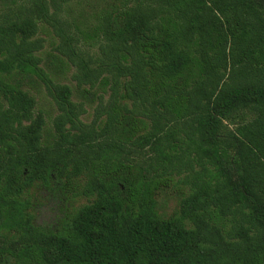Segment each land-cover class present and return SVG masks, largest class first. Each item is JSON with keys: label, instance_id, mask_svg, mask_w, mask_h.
Returning <instances> with one entry per match:
<instances>
[{"label": "trees", "instance_id": "16d2710c", "mask_svg": "<svg viewBox=\"0 0 264 264\" xmlns=\"http://www.w3.org/2000/svg\"><path fill=\"white\" fill-rule=\"evenodd\" d=\"M90 4L0 0V264H264V0Z\"/></svg>", "mask_w": 264, "mask_h": 264}, {"label": "rangeland", "instance_id": "374dc122", "mask_svg": "<svg viewBox=\"0 0 264 264\" xmlns=\"http://www.w3.org/2000/svg\"><path fill=\"white\" fill-rule=\"evenodd\" d=\"M89 7H93L98 0H90ZM41 36L45 37L43 34ZM49 42H45L44 50L49 52ZM47 59H45V64ZM45 64L43 66H45ZM46 70V69H45ZM59 82L68 84L73 89V99L75 101H83L87 108V113L84 115V120L88 121L91 118L92 106L94 105V97L88 96L85 98L75 86V82L69 78V75L60 77ZM27 87L32 90L34 94H37L38 107L41 108L46 114L51 115L54 113L53 106L46 98L44 91L40 85V82L36 78L29 79L27 81ZM225 126L229 129L233 128V125L228 122H224ZM182 187L173 183L160 189L156 195L157 210L164 217L173 215L179 207V198ZM34 195V215L35 223L46 229H55L64 215L65 209L70 204L78 205L85 202L84 198L72 199L64 196L58 189L48 190L46 188L37 187L33 189Z\"/></svg>", "mask_w": 264, "mask_h": 264}]
</instances>
